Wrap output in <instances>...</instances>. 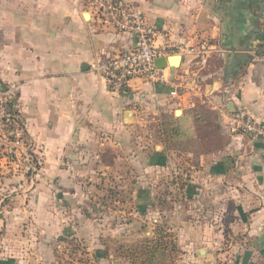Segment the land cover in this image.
<instances>
[{"label":"crops","instance_id":"1","mask_svg":"<svg viewBox=\"0 0 264 264\" xmlns=\"http://www.w3.org/2000/svg\"><path fill=\"white\" fill-rule=\"evenodd\" d=\"M91 1L0 0V85L18 86L39 163L34 175L5 166L0 185L41 220L5 245L0 264H85L73 253L88 264H145L137 252L159 225L177 246L172 264H264V140L230 129L241 107L264 118V0H139L158 44L211 48L167 66V82L133 80L121 94L91 65L136 37L102 22ZM171 116L179 130L162 137ZM127 181L140 190L131 209L101 210L96 188ZM3 204L4 226L19 213Z\"/></svg>","mask_w":264,"mask_h":264},{"label":"built area","instance_id":"2","mask_svg":"<svg viewBox=\"0 0 264 264\" xmlns=\"http://www.w3.org/2000/svg\"><path fill=\"white\" fill-rule=\"evenodd\" d=\"M91 4L102 22L136 37L133 48L113 52L91 65L113 93L121 94L137 79L167 82L166 69L155 65L159 57L192 54L204 57L211 48L207 40L196 45L168 41L158 44V29L147 22L139 0H92ZM18 92L16 85H0V161L4 163L0 170L14 164L16 168L26 169L28 174L34 175L39 163L18 107ZM230 125L232 131L264 140V118H257L246 107L233 113Z\"/></svg>","mask_w":264,"mask_h":264},{"label":"rangeland","instance_id":"3","mask_svg":"<svg viewBox=\"0 0 264 264\" xmlns=\"http://www.w3.org/2000/svg\"><path fill=\"white\" fill-rule=\"evenodd\" d=\"M179 114H180V111H177L176 115L178 116ZM177 144L179 146H182V143L179 141H177ZM117 173L118 172L113 173V175L118 177ZM125 173H126L125 174L126 178L132 179L133 174H130L128 172H125ZM142 186H143V183H142ZM146 189L141 187V190H143V193L147 196H150L149 191ZM138 190H139L138 186L134 187L131 181H127L126 186L124 188H121L120 191H118L117 187H112V188L105 187L104 188L102 185H99L98 188H96V195L100 200L99 208L103 211H109V210L118 211L119 210V211L128 212V210H130L132 206L130 201L134 199L135 195H138V192L140 191ZM16 193L17 191H15L14 189H11L10 186L0 185V199L4 203L3 204L4 206L2 208L3 210L1 209V212L6 214L7 211L10 210L12 212L17 211L19 213V214L10 213V215H8V219L6 220L4 226L1 223L2 221L0 222V261L1 260L3 261V258H8L9 255L11 254L9 250H6V247H5L6 244L11 245V243H13L14 241H18L17 240L18 236H21V234L25 232H29L30 231L29 229L31 228H37L40 226L41 220L37 221L34 217V213H35L34 211H36V205L30 203L27 200V197L26 198L24 197L23 199H14V197L16 196ZM163 193H164L163 191H159L157 194L159 195ZM118 194L119 196L122 194V196L126 198L127 201L125 205H123L122 203L117 204L115 202L110 203L109 201L104 202V199H106V197L113 196L114 198H116ZM97 225L101 226V222H98ZM25 236L26 235H23L22 237H25ZM38 236L40 237V235ZM79 238L80 239H78V242L76 243V245L82 246V244H85L87 242L85 241V238L83 237V235H81V237ZM73 254L71 256L73 260L75 261L82 260L81 262L88 264V262L85 261L87 258L85 255H84L85 256L84 257L85 259H84L80 255L73 257ZM73 262L74 261H72V263Z\"/></svg>","mask_w":264,"mask_h":264},{"label":"trees","instance_id":"4","mask_svg":"<svg viewBox=\"0 0 264 264\" xmlns=\"http://www.w3.org/2000/svg\"><path fill=\"white\" fill-rule=\"evenodd\" d=\"M175 123L176 122L174 116L170 117L168 127L166 123H161L158 128V133L160 134V136H164L165 138L173 137V135H175V132H177V129L179 128V126L177 125L174 126ZM142 203L145 206L147 205L144 201ZM165 228L166 227H164L163 225H159L157 229V239L154 241L145 240L142 246L139 247L137 253H139L144 263L147 262L145 264H164L165 260H167V252L172 254V257L170 256V263H168L172 264V259L177 254L178 250L176 244L170 238H168L167 240V237H169L170 235L165 234Z\"/></svg>","mask_w":264,"mask_h":264},{"label":"water","instance_id":"5","mask_svg":"<svg viewBox=\"0 0 264 264\" xmlns=\"http://www.w3.org/2000/svg\"><path fill=\"white\" fill-rule=\"evenodd\" d=\"M182 62V56L174 55L170 57H159L155 60V65L158 68H166L167 66H171L174 70L177 68Z\"/></svg>","mask_w":264,"mask_h":264}]
</instances>
